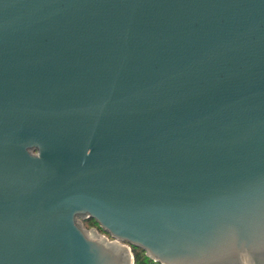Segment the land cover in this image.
<instances>
[{"label": "water", "instance_id": "95a60500", "mask_svg": "<svg viewBox=\"0 0 264 264\" xmlns=\"http://www.w3.org/2000/svg\"><path fill=\"white\" fill-rule=\"evenodd\" d=\"M131 248L264 264V0H0V264Z\"/></svg>", "mask_w": 264, "mask_h": 264}, {"label": "trees", "instance_id": "16d2710c", "mask_svg": "<svg viewBox=\"0 0 264 264\" xmlns=\"http://www.w3.org/2000/svg\"><path fill=\"white\" fill-rule=\"evenodd\" d=\"M84 224L87 226L96 227L97 230L101 232V234L105 235L101 230H99L98 225L93 220H89ZM131 253L134 261L133 264H157L147 258L145 253L139 249L131 248Z\"/></svg>", "mask_w": 264, "mask_h": 264}, {"label": "rangeland", "instance_id": "374dc122", "mask_svg": "<svg viewBox=\"0 0 264 264\" xmlns=\"http://www.w3.org/2000/svg\"><path fill=\"white\" fill-rule=\"evenodd\" d=\"M77 225H78L81 229H83L84 232H91V231H94V232H95V231H96V232H98V233L100 234L101 237L103 236L104 238H108L107 235H103V234H101V232L98 231L96 227L87 226V225H85L84 223H81V220H80V219H77ZM108 239H109V238H108Z\"/></svg>", "mask_w": 264, "mask_h": 264}]
</instances>
